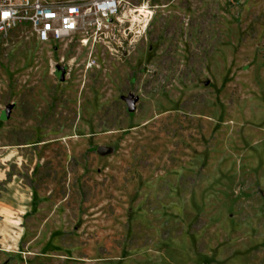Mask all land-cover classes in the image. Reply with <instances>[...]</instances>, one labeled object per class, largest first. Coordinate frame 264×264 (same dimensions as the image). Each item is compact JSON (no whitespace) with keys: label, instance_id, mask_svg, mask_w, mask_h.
<instances>
[{"label":"rangeland","instance_id":"374dc122","mask_svg":"<svg viewBox=\"0 0 264 264\" xmlns=\"http://www.w3.org/2000/svg\"><path fill=\"white\" fill-rule=\"evenodd\" d=\"M122 10L0 35V264H264V0Z\"/></svg>","mask_w":264,"mask_h":264},{"label":"built area","instance_id":"2783aa9c","mask_svg":"<svg viewBox=\"0 0 264 264\" xmlns=\"http://www.w3.org/2000/svg\"><path fill=\"white\" fill-rule=\"evenodd\" d=\"M123 0H0V35L30 25L43 41L95 38L117 26Z\"/></svg>","mask_w":264,"mask_h":264},{"label":"bare ground","instance_id":"6f19581e","mask_svg":"<svg viewBox=\"0 0 264 264\" xmlns=\"http://www.w3.org/2000/svg\"><path fill=\"white\" fill-rule=\"evenodd\" d=\"M127 11H133L135 12V16L137 17L139 14H144V15H148L150 12H152V9H149V5H147V3H144L141 6H137L134 9L131 7L126 8ZM138 11V12H137ZM87 39L83 38L81 41L82 42H86Z\"/></svg>","mask_w":264,"mask_h":264},{"label":"water","instance_id":"95a60500","mask_svg":"<svg viewBox=\"0 0 264 264\" xmlns=\"http://www.w3.org/2000/svg\"><path fill=\"white\" fill-rule=\"evenodd\" d=\"M59 72H60V78L62 79V78L64 77L63 72H62L60 69H59ZM10 108H11V104H8L6 110H5V111L2 113V115H1L2 118H6V117L9 116ZM99 150H100L101 152H106V148L103 147V146H100Z\"/></svg>","mask_w":264,"mask_h":264}]
</instances>
